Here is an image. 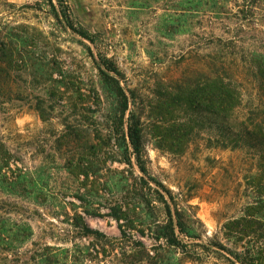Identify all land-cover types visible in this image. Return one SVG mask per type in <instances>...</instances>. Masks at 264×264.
<instances>
[{
	"label": "rangeland",
	"instance_id": "obj_1",
	"mask_svg": "<svg viewBox=\"0 0 264 264\" xmlns=\"http://www.w3.org/2000/svg\"><path fill=\"white\" fill-rule=\"evenodd\" d=\"M183 1L0 0V43L16 52L8 69L12 95L0 102V142L20 170L43 183L33 199L0 194L10 204L0 215L30 224L33 233L12 251L0 249V264H43L48 247H72V241L91 254L79 264H155L157 259L146 258L158 254L174 263L181 252L152 232L154 222H167L155 190L183 210L202 236L198 242L205 248H190L195 261L183 264H233L234 254L209 247V240L245 253L247 245L224 238L223 225L257 198V183L251 181L260 173L257 158L224 148L222 138L217 143L207 116L176 96L180 82L193 81L196 65L210 56H226L233 68H241L251 52L264 51V4L213 0L197 9ZM104 59L119 70L129 112L143 125L148 186L135 185L143 175L135 165L119 163L116 154L115 162L90 160L88 176L69 166L82 150L65 144L66 125L77 119L93 127L116 113L117 101L96 62ZM174 120L193 121L198 135L173 151L154 126L165 128ZM117 207L126 211L127 221L111 216ZM75 212L101 235H80L72 224Z\"/></svg>",
	"mask_w": 264,
	"mask_h": 264
},
{
	"label": "trees",
	"instance_id": "obj_2",
	"mask_svg": "<svg viewBox=\"0 0 264 264\" xmlns=\"http://www.w3.org/2000/svg\"><path fill=\"white\" fill-rule=\"evenodd\" d=\"M254 1L264 4V0ZM185 2L199 9L202 6H208L213 0H185ZM75 32L88 38L83 31ZM261 33L264 36V30ZM215 41L225 46L223 40ZM15 56L16 52L11 45L0 43V102L4 97L12 95L9 82L11 75L8 69L13 66ZM96 62L104 86L117 101L116 113L113 118H106L98 123L93 122L92 124L95 125L93 127L75 123L77 119L66 125L67 132L63 136L65 144L69 148L80 145L82 150L77 161L71 160L69 166L75 165L76 169L81 170L80 175L88 176V172L84 170L90 160L104 163L106 158L110 157L111 161L115 162L116 157L112 156L116 154L122 159L119 163L132 168L135 165L143 175L139 180H134L135 185L148 186L149 181L145 179L148 173L143 125L132 111L129 112L130 98L121 85L120 72L114 62L107 59ZM178 91L179 94L176 96L178 101H185L186 106L194 113L207 116L210 120V129L213 128L218 134L215 138L217 143L222 138L224 148L240 149L252 160L257 158L256 166L260 169V173L251 180L257 183V198L243 208V214L240 217L231 218L223 225V236L226 240L232 241L235 246L241 243L247 245L244 256L229 251L221 243L213 244L211 240L207 245L216 250L234 254L233 264H264V51L251 52L241 68L238 65L233 68L226 56L216 54L210 56L208 60H203L196 65L193 81L180 82ZM36 110L41 114L44 112L40 106ZM154 129L161 133L160 137L167 140L170 144L169 150L173 151L176 150L175 148H182L186 139L198 135L193 121L190 120L188 122L174 120L165 128L157 124ZM41 182L33 180L29 173L20 170L13 153L0 142V194L33 199L43 188ZM154 192L164 204L167 222L162 225L158 221L154 222L152 232L157 237V241L163 240L169 247L178 249L182 257L174 263L161 254L155 258L148 255L146 259L151 261L157 259L155 264H183L187 258L195 261L189 249L195 246L205 248V246L199 243L202 236L195 228L194 221L187 219L183 210L172 207L159 190ZM4 205L10 206L7 201L0 198V211L5 209ZM85 213L95 215L89 210H85ZM111 216L118 221L128 220L126 211H122L119 207L112 209ZM72 220L73 226L80 235L84 237L101 235L100 232L91 229L80 212H75ZM197 222L201 224L200 220ZM122 234L124 236L125 233L122 232ZM32 235L30 224L0 215V249L12 251L25 243ZM71 238L77 240L79 237ZM215 239L217 240V237ZM71 245L72 247L67 248L48 247L50 253L41 258L42 263L79 264L82 257L88 259L91 256L80 241H72ZM139 247L143 248L141 245Z\"/></svg>",
	"mask_w": 264,
	"mask_h": 264
}]
</instances>
